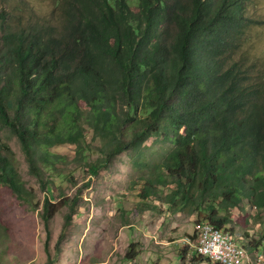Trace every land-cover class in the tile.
<instances>
[{
  "label": "trees",
  "instance_id": "1",
  "mask_svg": "<svg viewBox=\"0 0 264 264\" xmlns=\"http://www.w3.org/2000/svg\"><path fill=\"white\" fill-rule=\"evenodd\" d=\"M54 3L59 24L36 16L13 26L0 12V132L18 139L46 193L40 217L48 238L50 223L68 207L60 248L77 207L63 193L53 200L55 182L45 175L62 176L55 167L66 162L53 149L75 145L82 164L84 153L93 152L88 126L104 142L103 158L84 164L92 176L130 154L146 172L142 203L170 188L162 199L169 213L196 215V226L222 229L249 252L263 248L264 241L251 243L249 232L231 227L229 216L242 207L264 223V62L248 49L249 33L264 20L253 14L254 0ZM153 138L172 146L162 162L146 158ZM20 176L0 135V187L38 210L42 202ZM136 246L125 259L138 257ZM190 253L182 248L181 262ZM202 259L195 251L191 260Z\"/></svg>",
  "mask_w": 264,
  "mask_h": 264
},
{
  "label": "rangeland",
  "instance_id": "2",
  "mask_svg": "<svg viewBox=\"0 0 264 264\" xmlns=\"http://www.w3.org/2000/svg\"><path fill=\"white\" fill-rule=\"evenodd\" d=\"M254 2L253 14L264 20V0ZM55 8L54 0H0V12L8 13L9 23L13 26L19 24L25 27L36 20V16L38 19L50 20ZM53 19L54 24L60 23L58 16ZM249 36L248 49L252 54L257 53L264 62V27L254 28ZM91 133L86 126L87 140L93 152L84 153L85 158H80L82 164L76 160V146L67 143L53 149L66 158V162L58 163L55 167L62 176H52L54 173L45 175V178L51 177L55 182L51 192L54 201L59 200L62 193L70 201H77L66 238L58 248L65 216L70 210L64 207L55 216L50 223L49 239L40 217L46 193L29 173L18 139L8 131L0 132L16 155L20 177L28 188L35 191L36 201L42 202L38 210L31 209L16 199L7 188L0 187V226L8 229L7 233L0 232V264H47L48 253L55 264H193L192 250L183 262L178 252L187 244L184 239L192 237L197 231V216L185 212L169 213L162 199L170 188L164 189L160 198L152 197L142 203L139 196L143 188L141 177L146 172L136 169L130 154L125 153L113 159L97 176H92L84 164L95 163L103 158L100 149L104 142L93 138ZM147 148L146 158L154 162L164 161L172 150L171 144L154 138ZM151 201L149 209L141 212L143 204ZM230 215V226L237 225V230L242 233L249 232L248 241H264V223H258L249 209L243 210L241 207L232 210ZM213 228L210 224L202 226L201 229H206V232H200V240H208V235L215 231ZM225 235L244 249L231 235L226 232ZM132 245H137L134 251L139 255L130 261L125 257ZM250 253H253V257L260 254L264 258V247ZM203 262L204 258L197 264ZM260 262L264 264V260Z\"/></svg>",
  "mask_w": 264,
  "mask_h": 264
},
{
  "label": "built area",
  "instance_id": "3",
  "mask_svg": "<svg viewBox=\"0 0 264 264\" xmlns=\"http://www.w3.org/2000/svg\"><path fill=\"white\" fill-rule=\"evenodd\" d=\"M200 232H206V229H199L197 225V236L195 240L187 239V245L195 251H204L205 259L203 264H227V261H234L240 264L241 255H237L235 247H229V255H221V245H227L225 241V232L219 229V234L208 235V240H200ZM207 251H215V258H207ZM198 262V261H197Z\"/></svg>",
  "mask_w": 264,
  "mask_h": 264
},
{
  "label": "bare ground",
  "instance_id": "4",
  "mask_svg": "<svg viewBox=\"0 0 264 264\" xmlns=\"http://www.w3.org/2000/svg\"><path fill=\"white\" fill-rule=\"evenodd\" d=\"M213 229L216 232L213 231V232L210 233V235L219 234V230L218 229H216V228H213ZM233 238L237 241V239L234 236H233ZM225 241H226L227 245H221V255H229V247H235L236 254L237 255H241L240 260H239L240 264H245L249 259H250L249 263H247V264H253V263L254 264H262V262H260V261L264 260V258L262 256H259L257 254L255 257H253L252 256L253 253H250L246 248L243 247L248 252V254H249L248 255L247 252L244 249H242L239 246H237V244L235 242H233L230 238H228L227 235H225ZM200 252L203 255L202 254H199V255L205 259V252L204 251H200ZM249 256H250V258H249ZM207 258H215V251H207ZM251 259H252V261H251ZM227 264H235V262L234 261H227Z\"/></svg>",
  "mask_w": 264,
  "mask_h": 264
},
{
  "label": "clouds",
  "instance_id": "5",
  "mask_svg": "<svg viewBox=\"0 0 264 264\" xmlns=\"http://www.w3.org/2000/svg\"><path fill=\"white\" fill-rule=\"evenodd\" d=\"M185 246H188V247H190V246H189V245H187V244H186ZM190 249H191V248H190ZM191 250H192V249H191ZM192 251H193V250H192ZM256 252H258V251H256ZM193 253H194V252H193ZM258 255H259V256H261L260 254H258Z\"/></svg>",
  "mask_w": 264,
  "mask_h": 264
},
{
  "label": "crops",
  "instance_id": "6",
  "mask_svg": "<svg viewBox=\"0 0 264 264\" xmlns=\"http://www.w3.org/2000/svg\"><path fill=\"white\" fill-rule=\"evenodd\" d=\"M187 239H190L189 237H186L184 240L186 241Z\"/></svg>",
  "mask_w": 264,
  "mask_h": 264
}]
</instances>
